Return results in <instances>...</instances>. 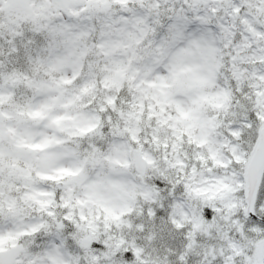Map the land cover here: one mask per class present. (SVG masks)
<instances>
[{
    "label": "snow or ice",
    "instance_id": "1",
    "mask_svg": "<svg viewBox=\"0 0 264 264\" xmlns=\"http://www.w3.org/2000/svg\"><path fill=\"white\" fill-rule=\"evenodd\" d=\"M0 264H264V0H0Z\"/></svg>",
    "mask_w": 264,
    "mask_h": 264
}]
</instances>
